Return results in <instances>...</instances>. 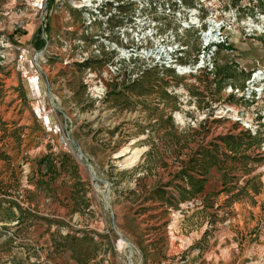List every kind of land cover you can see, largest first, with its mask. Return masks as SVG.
<instances>
[{
  "label": "rangeland",
  "instance_id": "374dc122",
  "mask_svg": "<svg viewBox=\"0 0 264 264\" xmlns=\"http://www.w3.org/2000/svg\"><path fill=\"white\" fill-rule=\"evenodd\" d=\"M36 1L0 0V159L5 149L38 150L36 120L53 103L66 130L50 134L75 182L70 193L53 188L40 178L61 172L22 177L21 163L11 183L0 178V264H264V87L250 91L264 69V0H205L214 9L202 20L234 28L225 32L233 53L217 47L210 67L178 75L134 62L103 91L94 77L80 83L71 106L59 88L52 100L28 99L24 81L47 73L35 44L47 39L49 14L63 10L82 27L80 0ZM115 1L134 29L133 4ZM154 12L160 32L186 46L180 63L194 66L197 30L179 35L175 9ZM25 24L34 29L26 43Z\"/></svg>",
  "mask_w": 264,
  "mask_h": 264
},
{
  "label": "built area",
  "instance_id": "2783aa9c",
  "mask_svg": "<svg viewBox=\"0 0 264 264\" xmlns=\"http://www.w3.org/2000/svg\"><path fill=\"white\" fill-rule=\"evenodd\" d=\"M184 1L129 0V3L134 6L136 15H133L134 18L131 22L134 29L128 30L125 24L126 13L120 14L115 11L124 5L123 1L90 0V3L86 4L80 0L75 6L81 11L83 22L76 35L85 40L77 38L72 42V46H65V50L70 51L79 63H85L92 59H105V78L109 81L113 75L119 77L122 70L134 62L143 67L157 65L162 70L169 69L179 75L210 67V60L217 47H221L226 53H233L229 48L225 32L234 28H231V25L225 26L229 24L216 20V17L211 14L208 17L205 16L203 20L201 19L203 8L206 9V5L209 9H214L209 2H206L205 5V0H189L193 4V8L188 10L184 9ZM174 9L179 35L190 30H197L199 35L200 51L196 55V64L191 67L188 62L180 63L183 60L186 46L176 41L177 36L172 29L161 33L157 27V21L153 17L154 11L173 13ZM112 20L116 23L111 31L110 22ZM261 21L259 32L264 35V18ZM245 24L247 28L249 27L247 32L252 31L254 25L251 22L250 24L245 22ZM21 27V23L16 25V28ZM136 49H140V51L136 52ZM184 68L185 71H183ZM253 76L262 78L258 79L261 81L259 85L261 88L257 89V87L251 86L250 91L261 93L262 87H264V69L252 74V79ZM55 110L54 106L52 109H44L41 117L51 115Z\"/></svg>",
  "mask_w": 264,
  "mask_h": 264
},
{
  "label": "crops",
  "instance_id": "0c3cea01",
  "mask_svg": "<svg viewBox=\"0 0 264 264\" xmlns=\"http://www.w3.org/2000/svg\"><path fill=\"white\" fill-rule=\"evenodd\" d=\"M62 11L60 13H58L57 11L52 12V14H49L48 17V20L50 21H48L49 23L46 35L47 39L45 40V46L43 47V54L47 59L46 61L49 62V65L47 66V73H43L42 75L47 91V94L43 97L49 96L50 100H52V98H54V95L52 94V88H59L60 92H58L56 98L59 96L61 100L67 101V105L71 106L73 105L71 104L73 96H75V94H77L79 91L80 83L82 85H90V83L88 84V79L90 77H94L97 79L95 82V84L97 85V92L108 89L104 67L106 60L92 59L85 63H79L74 59L70 51L65 50V46L70 47L72 46V42H74V40H76L77 38L83 39V37H77L76 35L80 28L79 19H77L78 17L76 18L73 15L69 16L67 13L66 14L68 16H64V11ZM23 16L26 17V14H23ZM32 26L30 25L26 27L25 24L24 34L20 38L18 37L20 42L22 41L26 43V39L32 37V35L34 34V29ZM96 64H99L101 68H94L93 65ZM96 72H98L99 75H97ZM87 73H89L88 79ZM55 80L57 81V83H55ZM59 84L61 87H58ZM24 93L26 97L27 95L25 88ZM40 97L42 96L40 94H37L35 98ZM38 103L40 104V107L42 104H44V102L42 103V101H39ZM16 104L17 103L14 104V107ZM50 105L51 107L54 106L56 109V112L51 113V115L54 116L56 124L66 130L65 113L58 107H56L53 103H51ZM7 116L10 117L11 113H8ZM6 122L7 123H5L4 125L1 123V126H3V128L7 127L8 129L11 127V123L8 119H6ZM36 125L38 135L41 139H43V141L40 142L41 145L38 147V150L26 149V151L23 150L24 152L21 151L17 155L15 150L12 149L1 150L4 151V156H1L2 159H0V169L2 170L0 178L9 180L8 182L11 183L12 181L10 180V175H14L15 173V163H21L19 172L21 171V173H23L22 177L30 172V168L33 172L38 170L36 168H39V172L41 173L61 172L59 177L53 178L50 174H48L47 176L40 179H42V182L46 184L48 181H50V185H52L53 188H58L59 190L63 189L70 193V191L72 190V184L74 185L75 180L74 178H72L71 181H68L70 177L68 176L67 171L70 169V167H68V165L66 164H63L62 157L64 153L57 144V139L52 140V138H56V134H50L55 130H52L50 128L51 125L47 123L42 126L38 120H36ZM5 133L7 135V139H9V136H14V134L10 133V130H5ZM73 141L74 140L72 138V142ZM22 157L26 158L24 159V161L20 162V159H22ZM23 181H25V179Z\"/></svg>",
  "mask_w": 264,
  "mask_h": 264
},
{
  "label": "water",
  "instance_id": "95a60500",
  "mask_svg": "<svg viewBox=\"0 0 264 264\" xmlns=\"http://www.w3.org/2000/svg\"><path fill=\"white\" fill-rule=\"evenodd\" d=\"M43 52L44 51H40L36 54L35 56V59L36 61H38V57L40 55H43ZM36 66L38 67V63H36ZM32 72L35 73L36 70L35 69H32ZM37 84L39 86V93L41 96H45L47 94V91H46V87H45V83H44V80L42 78V76H38L37 75ZM30 85V80L26 79L24 81V88L26 90V95H27V98L28 99H34L36 96L34 95V93L29 89V86ZM39 123L43 126L45 123L51 125V129L52 130H56L58 128V125L56 124L55 120H54V116L53 115H48V116H45V117H40L38 119Z\"/></svg>",
  "mask_w": 264,
  "mask_h": 264
},
{
  "label": "bare ground",
  "instance_id": "6f19581e",
  "mask_svg": "<svg viewBox=\"0 0 264 264\" xmlns=\"http://www.w3.org/2000/svg\"><path fill=\"white\" fill-rule=\"evenodd\" d=\"M43 0H37L36 1V5H39L41 2H42ZM84 3H87V4H89L90 3V0H84ZM183 71H185V69L183 70ZM257 77V76H256ZM36 79H37V76H33V77H30L28 80H30V85L28 86L29 87V89L34 93V95L36 96L37 94H40L39 93V86H38V84H37V81H36ZM96 91H97V89H96ZM51 128V127H50Z\"/></svg>",
  "mask_w": 264,
  "mask_h": 264
},
{
  "label": "trees",
  "instance_id": "16d2710c",
  "mask_svg": "<svg viewBox=\"0 0 264 264\" xmlns=\"http://www.w3.org/2000/svg\"><path fill=\"white\" fill-rule=\"evenodd\" d=\"M36 37L38 38V36H36ZM35 46H36L37 49L40 50V49H42L45 46V42H44V44L41 43L40 45H38V43H37V44H35Z\"/></svg>",
  "mask_w": 264,
  "mask_h": 264
}]
</instances>
